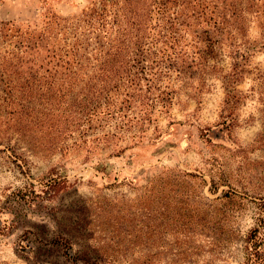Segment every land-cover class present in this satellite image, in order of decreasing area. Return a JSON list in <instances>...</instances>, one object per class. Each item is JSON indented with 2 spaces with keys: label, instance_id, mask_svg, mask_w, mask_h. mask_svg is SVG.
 <instances>
[{
  "label": "rangeland",
  "instance_id": "1",
  "mask_svg": "<svg viewBox=\"0 0 264 264\" xmlns=\"http://www.w3.org/2000/svg\"><path fill=\"white\" fill-rule=\"evenodd\" d=\"M96 1L0 0V20L38 30L55 12L62 23L82 24V10ZM248 18L244 38L257 40L264 17ZM220 41L219 54L208 61L215 70L174 82L172 103L156 106L148 119L143 106V123L132 127L142 137L114 138L110 147H127L118 156L104 150L87 155L84 146L50 154L20 140L24 160L17 165L0 151V264H246L243 234L264 220V200L257 198L264 196V50L247 56L235 86L244 98L228 114L220 73L230 69L232 48ZM115 126L88 136L117 131ZM11 136L16 146L17 134ZM164 167L195 173L207 184L193 179L154 188L158 197L151 202L159 210L146 219L144 185ZM50 177L68 181L49 188ZM211 178L220 183L215 193L208 190ZM222 190L237 196L214 199ZM258 241L253 257L264 264V223Z\"/></svg>",
  "mask_w": 264,
  "mask_h": 264
},
{
  "label": "trees",
  "instance_id": "2",
  "mask_svg": "<svg viewBox=\"0 0 264 264\" xmlns=\"http://www.w3.org/2000/svg\"><path fill=\"white\" fill-rule=\"evenodd\" d=\"M254 13L264 17V0H97L82 10V24L62 23L66 20L56 18L55 12L46 14L38 30H22L13 20H0V144L4 145L0 151L17 165L20 157L24 160L17 152L20 140L31 150L50 154L84 146L87 155L104 150L108 157L118 156L127 147L115 150L109 145L126 133L133 139L142 137L132 127L143 123V106L148 119L156 106L166 109L172 103L174 82L215 70L217 66L208 61L219 54L221 39L232 48L230 69L220 73L230 114L244 98L235 86L243 77L247 56L255 48L264 50V29L257 40L244 38V24ZM139 106L138 116H133ZM112 123L117 131L88 136L90 130H104ZM12 133L19 139L16 146L10 144ZM193 179L199 186L207 184L202 176L177 167H164L153 175L144 185L149 188L144 193L149 205L146 219L159 210L157 201L151 202L158 197L154 188ZM48 180L49 188L68 181ZM219 184L211 178L208 190L215 193ZM236 196L233 190H222V196L214 199L230 202ZM257 198L264 200L262 195ZM259 205L264 207V201ZM258 221L243 234L246 264H256L253 254L259 250L264 223ZM150 258L145 255L144 262Z\"/></svg>",
  "mask_w": 264,
  "mask_h": 264
}]
</instances>
